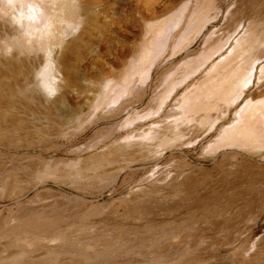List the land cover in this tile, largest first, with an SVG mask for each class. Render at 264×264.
<instances>
[{
	"label": "rangeland",
	"instance_id": "obj_1",
	"mask_svg": "<svg viewBox=\"0 0 264 264\" xmlns=\"http://www.w3.org/2000/svg\"><path fill=\"white\" fill-rule=\"evenodd\" d=\"M46 7L82 27L52 42V108L39 57L0 58V142L51 172L38 190L0 189V264H264V127L247 107L264 99V0Z\"/></svg>",
	"mask_w": 264,
	"mask_h": 264
},
{
	"label": "clouds",
	"instance_id": "obj_2",
	"mask_svg": "<svg viewBox=\"0 0 264 264\" xmlns=\"http://www.w3.org/2000/svg\"><path fill=\"white\" fill-rule=\"evenodd\" d=\"M57 0H0V30L6 25L11 31L0 35V58L39 57L41 63L33 72V82L47 100L55 99L64 83L63 66L57 58L63 44L52 43L57 35L64 42L78 34L80 22L58 19V8L46 7ZM66 29V31H60ZM47 43L48 47H42ZM22 44V46H21Z\"/></svg>",
	"mask_w": 264,
	"mask_h": 264
},
{
	"label": "bare ground",
	"instance_id": "obj_3",
	"mask_svg": "<svg viewBox=\"0 0 264 264\" xmlns=\"http://www.w3.org/2000/svg\"><path fill=\"white\" fill-rule=\"evenodd\" d=\"M61 7H62V10L65 9L68 13H71V14H75L76 13L75 4L73 3V1H70L68 3H62ZM68 20H72V19H68ZM253 67H255V66H253ZM261 69H264V67H262ZM245 79H246V75L241 77L240 81L237 84L234 83V82L233 83L228 82V84H229L230 87L232 86V88L245 86L246 84H248L250 82V79L247 78L248 80H246V81H245ZM242 81H245V82H242ZM9 82L10 81H9L8 73H4V72L1 73L0 74V88H8L10 86ZM226 84H227V82H226ZM20 87L21 88H20V90H18V93H22V91H24V92H29L30 94H32V92L34 91L33 90L34 87L32 85H30V84H27V83L21 84ZM61 88H62V86H61ZM245 88H247V87H245ZM60 97L61 96L58 95L55 99L49 101L50 108L53 107V105L60 99ZM247 107H248V115H249L248 118L253 121L254 119L256 120L255 117H256V115H258L260 117V119L262 118V123L261 122L260 123L264 127V111H263L264 110V99H262L260 101H257V102H253V103L250 102L249 105H247ZM246 132L248 133V131H246ZM240 134H241V132H240ZM249 134L254 139V141L258 140L257 135H255V132H253L252 135H251V130H250ZM259 147H261L260 144H259ZM30 149H31V147H23V146H19V145L13 144V143H9V142H0V189H7V188H10V187H13V186L15 187L23 179L29 180L27 182V186L25 187L27 192L31 191V190H38L40 187H46L47 186V183L49 181V175L51 174V172L48 171V169L44 170V169H41V168H38V167L35 168V166H33L32 163L29 162L31 157H29V156L26 157L24 155V153H22V152L28 151ZM125 149H127L126 145L125 146H121V147L117 148L109 156H106V157L102 156V157L99 158V160H102V161H104L107 164H112V163H114L117 160V157L119 155L121 156V154L123 153V151ZM44 164H45V166H44ZM44 164H43V167L46 168L47 165H46L45 162H44ZM42 192L44 193L46 191H42ZM43 193H42V195H43ZM40 194L41 193H39L38 195L40 196ZM28 203H29V201H28ZM30 204H33V202L30 203ZM26 205L28 206V204H26ZM30 207L31 208L33 207L31 210H34L36 208V206H30ZM30 207H28V208H30ZM26 212L27 211H25L24 213H26ZM51 254H53V253H51ZM15 259H17V256H14V257L10 258L9 261H8V264H14Z\"/></svg>",
	"mask_w": 264,
	"mask_h": 264
}]
</instances>
